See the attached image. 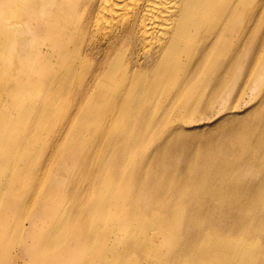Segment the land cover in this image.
Instances as JSON below:
<instances>
[{
  "label": "bare ground",
  "instance_id": "bare-ground-1",
  "mask_svg": "<svg viewBox=\"0 0 264 264\" xmlns=\"http://www.w3.org/2000/svg\"><path fill=\"white\" fill-rule=\"evenodd\" d=\"M2 1L0 264H264V0Z\"/></svg>",
  "mask_w": 264,
  "mask_h": 264
},
{
  "label": "rangeland",
  "instance_id": "rangeland-1",
  "mask_svg": "<svg viewBox=\"0 0 264 264\" xmlns=\"http://www.w3.org/2000/svg\"><path fill=\"white\" fill-rule=\"evenodd\" d=\"M0 1H2V0H0ZM1 4H3V1ZM258 5H259V3H257V6ZM5 7L7 9H4V17H5V21H6V22H4V24H7L10 26L11 20H9L10 19L9 8H8V6H5ZM259 8L262 11L260 12V18H259V21L257 23L256 32H255V45H254L255 53H252V54L241 53L238 64L239 65L241 64L240 67H243L245 69L242 70L241 76L238 79L252 75V78H250V80H251L254 77H257V75H256L257 72H260L259 64L261 62L263 54L260 55L257 53L264 48V3H262V5H259ZM242 49H248V47H245ZM0 63H1V58H0ZM3 64L4 63H2V65ZM0 67H1V65H0ZM238 79L236 78V80L234 82L235 87L230 94L231 95L230 102L235 103L237 100L241 101L242 98H244L246 100L256 99V96L259 95V93H260V89L258 87H256L252 82H247L246 79L240 81L238 84ZM43 83H45V82H43ZM11 84H12L11 82L8 83V85H11ZM120 88H121L120 85L114 86V84H113V86H110V87L109 86L102 87V92L103 93H110V92L112 93V91H113V93H114V91H117ZM114 95L115 94H113V96ZM67 97L72 99V103L66 108L67 110H69L68 118L63 119V128H61L57 132V139H56V141L60 142L61 147H65L66 149H68L67 148V138H68L69 128H70V126H72V124L79 121V117H80V114H81V111L83 109V105L85 102V99H81L76 91L73 95H68ZM233 99H235V102H232ZM112 101H114V99L109 100V102H112ZM4 102L7 104V106L9 104V106L12 107V103H10L9 97L5 96ZM212 114H214V113H209L205 120H208L209 118H211ZM170 116H171V112H170ZM171 117L173 118V116H171ZM72 152H73L72 150H69V153H72ZM57 157H58V154H57ZM51 161H52V158H50V162ZM82 168H84V167H82ZM71 186H72V182L70 183V188H71ZM82 199L84 201H86V196L84 195V197H82ZM70 233H74V230H72V220L69 221V225H67L64 228L62 238L59 241V245H58L59 248H61L64 243L69 242L71 240L70 239ZM71 237H72V235H71ZM52 239L54 240V238H52ZM57 249H58L57 247H54V250L52 252L53 253L56 252Z\"/></svg>",
  "mask_w": 264,
  "mask_h": 264
}]
</instances>
